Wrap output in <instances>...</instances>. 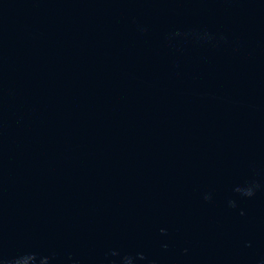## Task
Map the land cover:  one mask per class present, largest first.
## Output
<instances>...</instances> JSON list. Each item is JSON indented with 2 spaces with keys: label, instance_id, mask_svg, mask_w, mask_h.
Returning a JSON list of instances; mask_svg holds the SVG:
<instances>
[{
  "label": "water",
  "instance_id": "95a60500",
  "mask_svg": "<svg viewBox=\"0 0 264 264\" xmlns=\"http://www.w3.org/2000/svg\"><path fill=\"white\" fill-rule=\"evenodd\" d=\"M0 264H264V0H0Z\"/></svg>",
  "mask_w": 264,
  "mask_h": 264
}]
</instances>
